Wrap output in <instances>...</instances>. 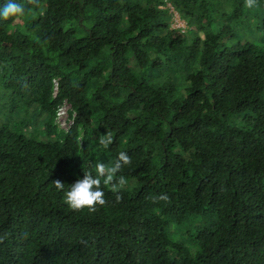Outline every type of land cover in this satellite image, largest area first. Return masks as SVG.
Wrapping results in <instances>:
<instances>
[{
	"label": "trees",
	"instance_id": "16d2710c",
	"mask_svg": "<svg viewBox=\"0 0 264 264\" xmlns=\"http://www.w3.org/2000/svg\"><path fill=\"white\" fill-rule=\"evenodd\" d=\"M16 2L25 15L0 20V264H264V37L224 43L264 31V0ZM121 151L122 200L102 185L103 207L69 210L70 185Z\"/></svg>",
	"mask_w": 264,
	"mask_h": 264
},
{
	"label": "clouds",
	"instance_id": "9594fccd",
	"mask_svg": "<svg viewBox=\"0 0 264 264\" xmlns=\"http://www.w3.org/2000/svg\"><path fill=\"white\" fill-rule=\"evenodd\" d=\"M35 9L39 10L40 15H44L45 6L41 0H30ZM245 7L254 9L258 6L257 0H244ZM26 9L16 0H6V3L0 7V20H9L13 17L25 15ZM83 139V138H81ZM113 143V136L108 133L99 138V144L108 148ZM131 164V157L124 151L117 154L116 160L111 166L99 162L95 165V175L91 171H84L82 178H77L63 194V203L67 208L74 212H82L85 209L89 213H94L99 207L106 204L103 186H110V191L115 194L117 202L122 200L121 191L128 184V180L123 175H118L123 168ZM57 190H63L64 184L59 179L52 181ZM154 200L168 201L169 197L165 194H159Z\"/></svg>",
	"mask_w": 264,
	"mask_h": 264
},
{
	"label": "rangeland",
	"instance_id": "374dc122",
	"mask_svg": "<svg viewBox=\"0 0 264 264\" xmlns=\"http://www.w3.org/2000/svg\"><path fill=\"white\" fill-rule=\"evenodd\" d=\"M250 23L251 24L245 28L246 30L238 31L237 35L234 38L226 39L224 43L232 44L236 41L245 40V41H249L255 44H262L261 39L264 37V31L258 27L257 20L256 21L251 20ZM171 25L174 27H177L179 25L183 26L184 23L181 20H179L175 14L171 22ZM66 107H67L66 105H63V109L64 108L67 109Z\"/></svg>",
	"mask_w": 264,
	"mask_h": 264
},
{
	"label": "built area",
	"instance_id": "2783aa9c",
	"mask_svg": "<svg viewBox=\"0 0 264 264\" xmlns=\"http://www.w3.org/2000/svg\"><path fill=\"white\" fill-rule=\"evenodd\" d=\"M177 27H183V26L179 25ZM63 105H66L67 106L66 108L68 109V104L66 102H63L58 106L55 115V123L59 128L65 130L68 124L70 123V120L67 117V109L65 108L63 109Z\"/></svg>",
	"mask_w": 264,
	"mask_h": 264
}]
</instances>
